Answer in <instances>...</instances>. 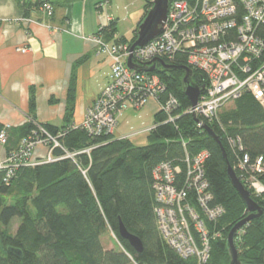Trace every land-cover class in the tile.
<instances>
[{"label":"trees","instance_id":"16d2710c","mask_svg":"<svg viewBox=\"0 0 264 264\" xmlns=\"http://www.w3.org/2000/svg\"><path fill=\"white\" fill-rule=\"evenodd\" d=\"M33 1V7L44 2ZM151 1L144 0V12L151 8ZM168 1L171 4L178 0ZM24 8L29 10L28 3ZM115 32L113 21L102 31V36L110 39ZM256 33L264 40V25L259 26ZM135 39L136 29L130 40L121 38L120 41L130 47ZM184 65L182 58L175 62V66ZM191 72L192 81L203 84L199 74ZM156 73L163 80L167 93L179 101V111L170 123L164 122L165 116L160 112L155 113V128L147 134L143 146H135L129 139H115L114 136L92 138L85 131L72 127L74 75L67 91L63 126L41 124L28 117L21 127L6 131L8 155L16 151L21 141L32 132L44 138L41 129L56 138L60 148H54L51 153L56 161L20 168L8 184L4 182L5 171H0V264H198L193 257H180L159 235L152 173L161 162L179 166L183 176L177 180L182 186L186 156L192 157L202 151L208 152L204 177L212 195L211 204L224 209L221 218L215 222L206 221L210 232H220L221 236L210 242L205 264H229L227 235L248 215L243 201L228 180V167L262 211L260 218L249 221L237 232L234 245L238 259L242 264H264V193L256 195L248 188L244 181L248 171L239 168L244 156L252 163L257 158L264 161L263 109L249 93H245L232 103V107L224 108L217 121L184 114L191 106L182 91L183 72L159 67ZM34 108L31 92V113ZM203 127L218 137L225 158ZM237 137L241 141V150L229 143V138L236 141ZM48 145L51 147L52 143ZM88 148H93L89 155L63 158L68 153ZM255 176L264 184V173ZM188 202L195 204L192 193H189ZM15 218L19 223L16 231L10 233ZM119 222L141 241V253H136L119 237ZM109 233L118 242L119 249L104 248L102 239Z\"/></svg>","mask_w":264,"mask_h":264},{"label":"built area","instance_id":"2783aa9c","mask_svg":"<svg viewBox=\"0 0 264 264\" xmlns=\"http://www.w3.org/2000/svg\"><path fill=\"white\" fill-rule=\"evenodd\" d=\"M106 7V0L97 4L96 9L102 18L99 33L84 40L106 52L110 59V74L105 87L86 110L81 123L73 128L85 131L92 138L114 136L122 112L127 109L138 110L149 101H153L157 112L165 116V123L172 122L179 111V101L167 93L156 71L159 67L162 69L161 63L175 66L178 58H182L185 67L199 74L203 84L197 85L204 86L198 103L186 109L184 114L217 121L219 113L245 93H249L264 111V40L256 33V29L264 25V0L173 1L169 4L167 19L160 35L132 52L129 51V45L121 41L109 46L103 42L102 31L114 21L107 16ZM39 10L46 18H51L54 13L51 3L45 1ZM19 51L26 52V49ZM130 56L133 69L127 66ZM154 64V72L141 71ZM198 126L201 127L200 124ZM154 128L155 125L146 132H137L129 137L149 133ZM8 129L9 126H4L0 130L2 146L6 144ZM41 132L44 138L32 132L21 141L15 152L5 158L4 164H0V171H5L6 184L20 168L57 160H51L48 156L49 161L46 162L47 158L34 157L33 152L37 146L52 143L51 150L60 148L56 138L42 129ZM229 143L233 148L241 150L238 137L236 141L229 138ZM93 148L80 154L89 155ZM75 155L68 153L63 158L73 159ZM207 158L206 151L192 157L186 156L182 186H179L177 180L183 176L179 166L161 162L152 173L157 203L154 213L159 235L180 257H193L198 264L207 262L210 242L221 236L220 232H210L206 221L215 222L224 214L220 205L211 204L212 195L204 177ZM239 168L248 171L244 179L248 188L256 195L263 194L264 184L255 176L264 173L263 159L257 158L252 163L244 156ZM189 193L193 194L195 204L188 202Z\"/></svg>","mask_w":264,"mask_h":264},{"label":"crops","instance_id":"0c3cea01","mask_svg":"<svg viewBox=\"0 0 264 264\" xmlns=\"http://www.w3.org/2000/svg\"><path fill=\"white\" fill-rule=\"evenodd\" d=\"M100 2L50 0L54 13L46 18L39 7L32 6L33 0H0V127L19 128L28 117L41 124L63 126L72 75L75 93L71 124L81 123L110 74L106 52L84 40L99 31L102 18L96 6ZM26 3L29 10L24 8ZM115 36L113 41L103 36L102 40L109 46L121 38H132L117 32ZM23 48L26 52L19 51ZM31 92L33 113L29 110ZM47 154L46 146L34 149L37 159ZM5 155V146L0 145V163Z\"/></svg>","mask_w":264,"mask_h":264},{"label":"water","instance_id":"95a60500","mask_svg":"<svg viewBox=\"0 0 264 264\" xmlns=\"http://www.w3.org/2000/svg\"><path fill=\"white\" fill-rule=\"evenodd\" d=\"M36 1H48V0H36ZM151 8L146 11L144 18L138 24L136 28V39L131 44L129 51L132 52L136 48H141L146 45L151 40L155 39L162 32V28L167 19L169 1L168 0H152ZM154 63V62H153ZM127 66L130 69L134 68V65L131 62V56L127 60ZM161 67L163 70H175L182 71L183 78L182 82V91L184 96L189 101L190 106L194 107L198 103L199 96L204 90V86H198L192 81V72L188 67H178L165 65L161 63ZM144 72H154L155 64L146 70H141ZM204 131L218 144L223 157L225 158L224 148L219 141L218 137L214 135V133L207 127H203ZM227 177L232 187L238 193L239 197L243 201L245 205V212L248 214L245 218L235 224L227 235L226 246L228 249V254L230 257L229 264H242L239 261L238 252L234 245V238L237 232L246 225L249 221L253 219L260 218L262 215V211L259 206L251 199L250 192L239 182L233 170L228 167L227 168ZM118 235L119 237L128 242L130 247L136 252L141 253L143 250V245L141 241L134 235L130 234L122 224L119 222L118 226Z\"/></svg>","mask_w":264,"mask_h":264},{"label":"rangeland","instance_id":"374dc122","mask_svg":"<svg viewBox=\"0 0 264 264\" xmlns=\"http://www.w3.org/2000/svg\"><path fill=\"white\" fill-rule=\"evenodd\" d=\"M101 2H104V0H101ZM144 5H145L144 0H110V1L107 0V7H106V12H108L107 16L109 15L108 17L110 16L113 17L114 22L116 24V32L120 36H124L125 38L132 37L133 31L136 29L138 23L141 21V18H143L142 16L146 14V12H144ZM115 34L113 37H110L111 41H113L114 38H117ZM110 39L107 38L106 40L110 41ZM231 105L226 106L225 109L232 107ZM157 111H158L157 106L153 101H149L147 105H145L144 107L138 110H131V109L124 110L120 115V117H118V125L113 133L115 139H122L123 137H128L129 140L135 146L145 145L146 136L148 133H142L132 137L129 136L137 132H146V130L152 128V126L154 125L153 117L154 114L157 113ZM46 147L48 148L49 155L47 154V156L44 159H46L49 156V158L52 160V158H54L51 155L52 150L50 149L49 145ZM81 152L75 154L77 155L80 154ZM7 156L8 154L6 153L4 159L0 163L1 165L4 164V161L7 159L6 158ZM45 161L48 162L49 159L47 158ZM18 223H19L18 218H15L12 221L11 226L9 228L10 233H14L16 231ZM102 244L104 248H106L107 250H113L115 248L119 249L118 242L116 241L114 236L110 233L106 234L103 237Z\"/></svg>","mask_w":264,"mask_h":264},{"label":"bare ground","instance_id":"6f19581e","mask_svg":"<svg viewBox=\"0 0 264 264\" xmlns=\"http://www.w3.org/2000/svg\"><path fill=\"white\" fill-rule=\"evenodd\" d=\"M174 250V249H173Z\"/></svg>","mask_w":264,"mask_h":264}]
</instances>
